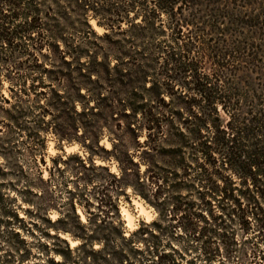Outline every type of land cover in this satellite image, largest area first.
<instances>
[{
	"label": "trees",
	"instance_id": "trees-1",
	"mask_svg": "<svg viewBox=\"0 0 264 264\" xmlns=\"http://www.w3.org/2000/svg\"><path fill=\"white\" fill-rule=\"evenodd\" d=\"M51 1L56 6L58 2H64V8L71 9L83 20L87 13H91L97 17L98 25L106 27L107 31L95 36L96 39L92 41L88 38L91 30L84 34L83 41L96 46V51L87 53L78 42L58 52L64 64L70 66L75 63L73 68L80 76L97 83L99 87L98 81L103 78L109 88L105 89V93L98 92L96 87H86L81 91L82 82L74 81L71 88L76 95L88 98L86 104L90 100L94 102L78 112L74 106L70 108L66 104L72 103L71 95L62 96L54 86L50 88L53 101L47 103L46 107L32 101V110L24 108L21 97L24 94L28 96V93L21 89L20 94L16 95L15 114L9 116L18 132H26L25 142L22 143L32 142L30 156L37 150V142L42 140L41 135L51 123L43 120L49 111L58 112L51 120L61 117L64 108L76 114L97 108L96 111L104 112L111 120H114L115 113L130 116L135 123L126 122L125 128L135 137L136 143H139L137 137L140 130H147L142 143L148 147L142 149L141 158L151 159L153 151L161 157L167 156L164 160L168 167L165 174L151 181L156 186L151 194L153 198L159 199L164 192L168 174L177 177L180 173L179 177L188 184L186 186L193 189L192 201L171 195L154 204L160 211L159 219L165 221L171 213L169 218L174 219L180 214L179 226L188 240L202 242L200 247L207 261L221 253L225 260L234 264H264V0ZM37 4L36 0H0L1 45L17 49L22 46V39L32 40L31 33L36 32L41 37L36 51L41 49L44 44L43 30H37L43 22ZM45 7L47 10L43 13L49 16L50 6ZM57 11L51 14L64 13L66 17V11H62L59 5ZM50 33L52 42L58 47L57 34L53 30ZM117 34L121 37L114 38ZM97 39L106 41L107 47L102 48L96 43ZM98 51L102 53L99 60ZM34 54L35 51L28 52L29 56ZM67 54L70 58H66ZM85 55L88 60L81 59ZM110 56L115 59L112 66L106 61ZM40 64L34 55L25 67L34 69ZM12 65L17 68L16 62ZM84 65H87L85 73L82 72ZM95 68L99 69L95 71ZM148 76L150 83H146ZM32 89L35 90L36 86ZM36 109H39L38 118L35 120V115L32 116V126L25 125L23 117ZM138 112L140 119L136 118ZM76 124L71 119L62 128L56 125L52 128L58 140H68V130L75 131L76 135ZM86 126L84 136L87 133L93 139L102 130L97 125H92V129ZM116 126L119 127L120 122ZM112 134L116 136V141L121 140L115 132ZM124 155L126 165L122 169V177H113L106 184H95V207L89 211L85 223L74 212L70 197L67 199L71 211L69 215L62 214L51 221L46 213L53 204L54 189L37 183L45 184L47 180L41 178L40 172L36 182L28 179V174L23 170L24 164L19 161L4 163L16 171V181L23 182L19 192L29 196L22 197L23 201L35 206V219L54 225L55 232L49 235L33 219L29 223L40 232L39 235L51 236L64 245V251L51 249L61 256L59 260H54L50 251L42 252L46 262L180 264L178 258L182 259L181 253L168 240L161 245V236L168 235L167 227L176 225L160 227L157 220L141 222L126 235L118 216L114 218L118 214L114 198L109 195L112 181L115 189L122 190V187L129 185L152 202L148 193L143 191L146 190L145 182L139 175V169L134 168L138 167V162L129 152ZM4 156L7 155L4 153ZM3 174L0 168V175ZM177 184L171 183L168 187ZM34 187L40 189L39 196L33 192ZM4 194L0 191V226L10 228L9 233L15 239L12 248L15 252L22 251L18 255V262H23L30 252L25 247L27 242L21 232L29 228L25 229L22 217L17 215L12 208L14 205L7 202ZM87 202L93 204V201ZM169 204L173 206L168 214L166 207ZM158 206L163 208L159 209ZM250 215L256 222L257 235L254 237L259 240H251V247L247 248L245 245L249 241L237 243L235 234L237 228L243 231L249 229ZM9 217L22 224L16 226L13 223L10 226ZM67 217H73L75 227L67 226ZM237 225L239 227H235ZM67 235L80 243L71 248ZM39 239L37 249L39 246L47 247L39 243ZM94 243L100 246L94 248ZM72 252L75 253L73 256Z\"/></svg>",
	"mask_w": 264,
	"mask_h": 264
},
{
	"label": "rangeland",
	"instance_id": "rangeland-1",
	"mask_svg": "<svg viewBox=\"0 0 264 264\" xmlns=\"http://www.w3.org/2000/svg\"><path fill=\"white\" fill-rule=\"evenodd\" d=\"M36 2L41 9L39 16L41 22H43L42 27L37 30H43L42 36L44 37V44L41 49L36 51L39 47L37 46L39 45V38H41L36 32L31 33V37H33L32 40L22 39V46L17 47V49L12 50L11 47L6 46L5 44L1 45L0 43V168L4 171V174L0 175V191L6 193L4 196L7 198V202L10 201L11 206L14 205L12 208L15 209L17 215L22 217L24 224H26L25 229L27 227L29 228V230H23L21 234L24 236L25 242H27L25 247L28 248L30 252L27 259H24L23 262H18V255L22 251L15 252L13 250L12 246L15 239L9 233L10 228H8V226L6 228L0 226V264H51L46 262L45 251H48V253L50 251V255L53 256L54 260L61 259V256L54 253L51 249L55 248L59 251H64V245L61 242L56 241L51 236L39 235L40 232L29 223L30 219H33L34 221H38V225L45 228V230L50 233L49 235H52L55 232L54 225L52 226L40 219H35V206L23 201L22 197L29 196L19 192L23 182L20 183L16 181L18 175L15 170L8 168L7 165L4 164L6 161L12 162L16 160L19 161V163H23V170L28 174V179H32L34 182L37 181L38 172H40L41 178L44 181L47 180V182L43 184V182L38 181V185H44L43 187L47 186L51 187L52 190L54 189L53 204L49 207L46 213V217L51 221L56 220L59 215H69V212L71 211L67 199L70 197L74 205V212L78 215L80 221L85 223L88 215H90L89 211L93 210V207H95L97 197V194L93 192L96 190L95 184H106L111 182L113 177H122V169L126 165V155H124V153L126 154L128 152L132 154L133 160L138 162V167L134 166V168L139 169V175L145 182L144 187L146 190L143 191L144 193H148V197L152 202H148L129 185L122 187V190L115 189L114 181H112L113 187H110L109 195H112V198H114L117 207L116 213L118 214L115 215L114 218L117 219L116 217L118 216L125 234L127 235L130 231L137 228L141 222L157 220L160 227H164L167 224L176 225L175 227H167L168 235L167 237L166 235L161 236V245L165 244L168 240L171 246L176 248L182 255V259L178 258L180 264H234V262L230 260H225L221 253L211 261H207L203 254V250L200 247L202 246V242L200 240H188L179 226L180 220H178V217L180 214H177L174 219L172 217L169 218L172 213L167 215L165 221L159 219L160 211L154 207V204L161 201L162 198L171 195H179L180 197H183L184 200L192 201L194 198L193 189L186 186L188 184H185V181L179 177L180 173H178L177 177L168 174L166 175L168 176V178H166L167 181L164 182V192L160 194L159 199L153 198L151 194H153L156 186L151 181L155 177L165 174L168 167L164 160L167 159V156L161 157L159 153L153 151L151 153V159L147 158L146 160V158H141L143 157V153L141 152L142 149L148 147L144 146V143H142L147 134V130L146 128L140 130L137 137L139 143H136L134 139L135 137L133 138L131 132L125 128L126 122L135 123L130 116L124 117L121 114L115 113L113 114V116H115L114 120H111V118L107 117L104 112H100V110L96 111L97 108L90 109L89 111L86 109L82 114H76L73 111L68 110V108H64L61 117L51 120L58 112L53 111L52 114L49 111L44 115L43 120L45 122L50 121L51 123L46 126V131L41 135L42 140L37 142V150L30 156L29 149L32 148V142L29 141L30 143H22L25 142L26 132L25 130L18 132L12 119H10V116L15 114L14 111L17 108L16 95L20 94L19 92L21 89H24L26 91L25 93H28V96L27 94L22 95L21 93V98L24 100L21 106L24 108L32 110V107L30 106V104L32 105L33 103L32 101H38L39 105L46 107L47 103L53 101L50 88L54 86L60 93H62V96L71 95L72 103L66 102V104L70 108L74 106V109L78 112L82 110V107L85 109L94 102L93 100H90L88 104H86L85 101L88 98L76 95L71 88L74 81L82 82L81 91L86 90V87H96L98 92L105 93V89L109 88V84L104 81L105 79L103 78L98 81L100 84L99 87L97 83L89 82L84 77L80 76L78 74L79 72L73 68L75 63L70 66L64 64L59 58L58 52L59 50H67L71 45L77 44L78 42L81 43L82 48L85 49L87 53L96 51V46L93 47L92 44L87 42V40L83 41L84 34L86 35V32L91 30L88 38L92 41L96 39L95 36L103 35V33L107 31L106 27L98 25L97 17H93L91 13H87L86 19L83 20L82 16L71 11V9L64 8L66 6L64 2H58V5L62 8V11H66L67 15L65 14V18L63 15L64 13L56 16L51 14L54 11L58 13V5L56 6L53 1L36 0ZM45 6H50L49 16L44 15L43 13L44 10H47V7ZM91 20H94V23L101 29H95ZM45 28L47 29L46 31ZM51 30L57 34L56 44H58V47H55V42H52L53 40L50 38ZM120 37L121 35H114V38ZM96 43L102 45V48L107 47L108 45L103 39H97ZM31 51H35L34 55L37 58V62L41 63V66L34 69L25 67L31 62V59L34 56L28 55V52ZM98 53L97 60L102 58V53H100V51H98ZM66 58H70V56L67 54ZM81 59L88 60V57L85 55L82 56ZM107 60L109 66H112L115 62L113 56H110L106 61ZM15 62L17 65L16 69L14 68L15 66L12 65ZM207 65L210 66L209 63H207ZM83 67L84 69H82V72L85 73L84 70H86L87 65H84ZM124 67L128 66L125 65ZM44 68H46V70H44ZM97 69L99 68H95V71ZM93 73L95 75H102L100 72ZM95 75L92 76L95 77ZM150 80L151 78L148 76L146 83H150ZM33 86H36L35 90L32 89ZM165 97L167 98V96ZM4 99H7V101ZM49 108L51 107L49 106ZM38 111L39 109L33 110V113L23 117L25 125L32 126L33 122L30 121L31 117L35 115L34 119L36 120L38 118ZM139 115L138 112L136 118L140 119ZM71 119L75 120L77 123L76 135L75 131L70 132V130H68L70 139L58 140L54 128L52 127L56 125L58 128H62V126L66 125L67 122H70ZM117 122H120L119 127L116 126ZM92 125L100 126V129H102L95 139L87 133L84 136L85 126L88 129H92ZM112 132H115L118 135L117 137L121 138V140L116 141V136L114 137ZM70 145L75 146L68 151L66 147ZM4 153L7 155L6 157L4 156ZM177 171L180 170L177 169ZM175 182L178 183L176 186L168 187L171 183ZM93 187L95 188L93 189ZM33 190V192H37L38 196L40 195V189L34 187ZM79 194L82 195L79 196ZM56 195L58 197H55ZM54 197L57 198L56 201ZM34 199L36 201L38 200L37 197ZM133 199L140 201L148 211L144 214L139 213L138 207L133 202ZM87 200L90 202L93 201V204H87ZM172 206L173 205L169 204L166 207L168 214V210H171ZM122 207H125L134 216L133 223L135 226L133 228L129 227L123 218L121 213ZM158 208H163V206H158ZM166 211L164 210L163 212ZM10 219L11 218L9 217V220ZM248 221L249 229L243 231V229L237 228L238 230H236L235 240L237 243L249 241L245 246L250 248V241H257L259 239L254 237L257 235L256 222L251 215L248 217ZM10 222V226H12L13 223L16 226L22 224L14 220H10ZM67 223V226L75 227L73 217H67ZM235 227H239V225ZM20 230L22 229L20 228ZM170 230L172 231L170 232ZM40 236L43 237L40 238ZM66 237L71 248L80 243L79 240H75L74 244L71 245L70 240L73 239L69 235ZM38 239L39 243L46 244L47 247L39 246V249H37ZM99 246L98 243H94L93 245L94 248H98ZM237 246H239V244ZM165 249L167 250L168 246H166ZM42 252L44 253L41 254ZM74 254L75 253L72 252V256Z\"/></svg>",
	"mask_w": 264,
	"mask_h": 264
},
{
	"label": "bare ground",
	"instance_id": "bare-ground-1",
	"mask_svg": "<svg viewBox=\"0 0 264 264\" xmlns=\"http://www.w3.org/2000/svg\"><path fill=\"white\" fill-rule=\"evenodd\" d=\"M91 23H92V25H93V27H94L95 29H97V30L101 29L98 25H96V24L94 23V20H91ZM74 146H75V145L67 146L66 149H67L68 151H70L69 149H72ZM133 202L137 205L139 213L144 214V213H146V211H148V210H146L145 207L140 203V201H137L136 199H133ZM121 213H122L123 218L125 219L127 225H128L129 227L133 228L135 225H134V223H133L134 216L132 215V213H130L125 207H122V208H121ZM74 242H75V241L70 240L71 245H73Z\"/></svg>",
	"mask_w": 264,
	"mask_h": 264
}]
</instances>
